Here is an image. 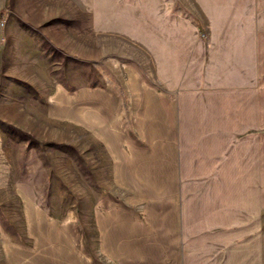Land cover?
Segmentation results:
<instances>
[{
  "label": "crops",
  "instance_id": "crops-1",
  "mask_svg": "<svg viewBox=\"0 0 264 264\" xmlns=\"http://www.w3.org/2000/svg\"><path fill=\"white\" fill-rule=\"evenodd\" d=\"M197 3L157 24L152 71L75 88L91 195L28 219L7 264H264V0Z\"/></svg>",
  "mask_w": 264,
  "mask_h": 264
},
{
  "label": "rangeland",
  "instance_id": "rangeland-1",
  "mask_svg": "<svg viewBox=\"0 0 264 264\" xmlns=\"http://www.w3.org/2000/svg\"><path fill=\"white\" fill-rule=\"evenodd\" d=\"M202 18L197 0H0V264L28 219L73 222L91 195L75 88L123 61L152 71L157 24Z\"/></svg>",
  "mask_w": 264,
  "mask_h": 264
}]
</instances>
